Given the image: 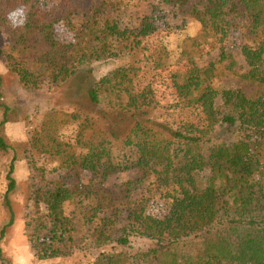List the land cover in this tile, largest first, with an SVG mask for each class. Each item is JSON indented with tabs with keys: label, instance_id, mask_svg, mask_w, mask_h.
Returning <instances> with one entry per match:
<instances>
[{
	"label": "trees",
	"instance_id": "obj_1",
	"mask_svg": "<svg viewBox=\"0 0 264 264\" xmlns=\"http://www.w3.org/2000/svg\"><path fill=\"white\" fill-rule=\"evenodd\" d=\"M133 2L153 16L133 22ZM163 7L182 29L197 26L179 42L177 103L168 105L140 84L138 65ZM20 8L25 23L15 26ZM59 26L72 39H61ZM238 26L239 60L228 46ZM0 31L9 37L0 59L24 90L60 88L83 70L97 75L89 107L49 109L23 142L0 134V158L11 157L6 171L0 166V199L12 215L0 243L14 223V174L25 153L52 165L29 169L25 230L37 261L88 248L92 264H264V0H0ZM172 61L162 46L154 63ZM2 88L0 74V128L12 112ZM184 106L200 109L204 122L166 118ZM121 174L128 178L108 183ZM155 200L167 202L162 217L148 212ZM137 243L147 249L125 250Z\"/></svg>",
	"mask_w": 264,
	"mask_h": 264
},
{
	"label": "rangeland",
	"instance_id": "obj_2",
	"mask_svg": "<svg viewBox=\"0 0 264 264\" xmlns=\"http://www.w3.org/2000/svg\"><path fill=\"white\" fill-rule=\"evenodd\" d=\"M160 10V9H159ZM160 13L154 14V33L144 41L146 52L139 58V66L142 69L140 84L151 85L155 88L159 101L164 104H176V97L171 81L172 74L178 69L177 51L181 38L184 34H193L196 31L194 24H190L189 29L181 28V21L176 18H169V8H161ZM16 15L11 16V22L15 26L25 23L26 13L23 8L18 9ZM130 18L133 22L140 20L143 16H153V8L144 4L133 2L129 10ZM235 33L228 42V46L235 54L236 59H240L237 51L242 44L243 38L240 33V27L235 28ZM58 35L61 39H72L64 26L57 27ZM9 45V37L6 33L0 31V48L6 49ZM166 47L171 52L173 58L172 65L157 69L154 63L157 51ZM218 52H213L203 58L204 61H211L217 58ZM107 65L96 70L105 72ZM0 74L3 76V88L5 102L10 106L9 122L0 128V134L12 143L23 142L27 139L28 128H34L38 125L39 119L51 108L72 110L74 105L89 107L86 100V91L90 88L95 77L91 75L90 70L80 71L78 76L60 88L51 87L48 82H44L39 90L29 92L24 90L14 77L8 72L2 60L0 59ZM166 118L175 122H193L202 124L204 116L200 109L196 107H180L178 110L170 111ZM3 116L0 115V122ZM11 157L6 155L0 158V166L6 171V166L10 163ZM52 167L51 163L45 159H38L28 154L20 153V159L16 163L15 178L17 180V189L11 194L12 212L14 214V223L7 227L6 235L0 243L2 254L0 255V264H92L96 253L95 250L83 249L74 256L62 259L55 258L45 261H37L29 246L26 230L25 215L31 204L29 190L30 165ZM128 175H116L109 179L110 185L120 184ZM166 201L155 200L148 208V212L154 217H162L166 213ZM12 215L4 200L0 199V233L11 221ZM115 234V233H112ZM144 243L133 244L125 250L135 254L140 250H146ZM128 264H151L138 263L131 261Z\"/></svg>",
	"mask_w": 264,
	"mask_h": 264
},
{
	"label": "clouds",
	"instance_id": "obj_3",
	"mask_svg": "<svg viewBox=\"0 0 264 264\" xmlns=\"http://www.w3.org/2000/svg\"><path fill=\"white\" fill-rule=\"evenodd\" d=\"M13 15H16V13H13Z\"/></svg>",
	"mask_w": 264,
	"mask_h": 264
}]
</instances>
